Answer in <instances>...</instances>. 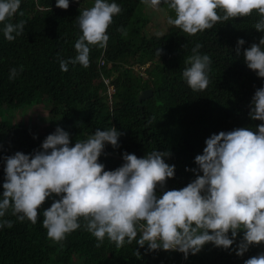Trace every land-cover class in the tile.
Returning a JSON list of instances; mask_svg holds the SVG:
<instances>
[{"label": "trees", "instance_id": "obj_1", "mask_svg": "<svg viewBox=\"0 0 264 264\" xmlns=\"http://www.w3.org/2000/svg\"><path fill=\"white\" fill-rule=\"evenodd\" d=\"M92 2L69 0L68 8L62 9L55 0H21L16 14L7 18L25 23L23 31L11 41L0 32V156L38 150L57 125L69 132L70 145L97 128L114 126L122 133L118 146L106 144L98 157L106 169L122 163L121 151L137 157L154 148L170 152L164 159L175 165L174 176L166 178L163 189H156L159 195L163 190L183 187L194 178L190 171L195 167L193 158L201 153L210 134L235 127L255 129L261 123L248 116L247 105L264 78L246 67L242 55L244 48L264 35L254 28L259 18L255 10L248 16L218 21L212 28L192 35L176 27L166 37L146 36L132 34L143 0H116L121 11L106 29V46L89 45L87 67L69 62L67 70L62 71L59 60L76 55L73 45L80 30L75 17ZM238 37L245 41L240 55L235 52ZM197 42L201 44L198 51L207 53L211 64L209 84L194 91L182 79L181 70ZM157 48L161 49L159 56L155 54ZM19 66L22 70L9 79V69ZM150 88L153 96L140 103L139 95ZM36 104L49 105L50 124L44 133L24 120L5 118L6 111ZM3 179L0 159V183ZM52 198L58 199L55 194ZM51 202L46 197L38 206L35 224L17 220L10 208L5 212L4 219L13 223L0 227V264H243L264 251V244L257 243L237 256L234 248L241 236L239 231L229 246L233 251L208 242L187 258L175 250L146 251L147 244L137 245L135 239L117 248L107 237L97 244L82 218L81 227L67 233L62 241H53L41 223L43 209Z\"/></svg>", "mask_w": 264, "mask_h": 264}, {"label": "clouds", "instance_id": "obj_2", "mask_svg": "<svg viewBox=\"0 0 264 264\" xmlns=\"http://www.w3.org/2000/svg\"><path fill=\"white\" fill-rule=\"evenodd\" d=\"M152 7L161 2L174 15L167 17L169 25L192 35L212 28L218 21L250 15L259 18L254 24L264 32V0H143ZM21 0H0V32L11 41L23 31L24 20L9 19L16 14ZM62 9L69 0H55ZM121 11L116 0H93L75 17L80 35L74 42L76 55L60 59L59 67L66 71L68 63L89 64V45L104 47L108 41L106 29L115 14ZM242 37L236 40L235 52L241 54ZM200 43L191 49L181 70L184 82L194 91L209 84L211 58L201 53ZM160 48L155 50L159 56ZM246 67L264 78V35L242 52ZM105 61H101L104 65ZM23 66L9 69V79L15 78ZM111 84V81L108 80ZM248 116L261 121L252 127H235L210 134L204 139L201 153L194 156V178L178 189L163 190L166 178L174 176V164L164 158L168 150L155 148L143 156L121 151L122 163L106 169L98 160L106 144L118 146L122 134L116 127L97 128L84 139L70 145L69 132L57 125L30 153L15 151L0 156L4 179L0 183V227H11L4 219L10 208L17 220L35 224L37 208L46 197L52 202L43 209L42 226L46 236L62 241L65 235L81 227L96 238L119 248L125 243L144 246L146 251L175 250L184 258L197 253L208 242L213 246L243 254L250 245L264 244V80L248 102ZM186 171L189 169L186 166ZM55 194L58 199H53ZM138 228L140 229L138 235ZM136 255L140 253L136 251ZM243 264H264V251L243 261Z\"/></svg>", "mask_w": 264, "mask_h": 264}, {"label": "rangeland", "instance_id": "obj_3", "mask_svg": "<svg viewBox=\"0 0 264 264\" xmlns=\"http://www.w3.org/2000/svg\"><path fill=\"white\" fill-rule=\"evenodd\" d=\"M169 15H174V13L168 9L166 4L152 7L144 3L138 15L139 22H135L132 26V34L139 32L146 36L162 37L170 35L177 26L167 23ZM5 118L10 121L24 120L26 125L37 126L39 131L44 133L50 124L49 105L36 104L21 110H9L6 111Z\"/></svg>", "mask_w": 264, "mask_h": 264}, {"label": "water", "instance_id": "obj_4", "mask_svg": "<svg viewBox=\"0 0 264 264\" xmlns=\"http://www.w3.org/2000/svg\"><path fill=\"white\" fill-rule=\"evenodd\" d=\"M153 96V89H147L141 92V94L139 95V101L140 103H142L144 100L150 98Z\"/></svg>", "mask_w": 264, "mask_h": 264}, {"label": "built area", "instance_id": "obj_5", "mask_svg": "<svg viewBox=\"0 0 264 264\" xmlns=\"http://www.w3.org/2000/svg\"><path fill=\"white\" fill-rule=\"evenodd\" d=\"M110 91H114L113 87H111Z\"/></svg>", "mask_w": 264, "mask_h": 264}]
</instances>
